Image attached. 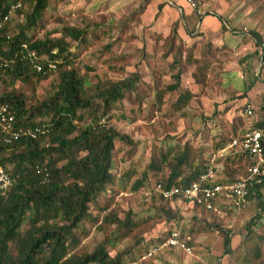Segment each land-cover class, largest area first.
<instances>
[{
  "label": "rangeland",
  "instance_id": "374dc122",
  "mask_svg": "<svg viewBox=\"0 0 264 264\" xmlns=\"http://www.w3.org/2000/svg\"><path fill=\"white\" fill-rule=\"evenodd\" d=\"M183 1L185 2V0L146 2L144 0H49V6L38 22L39 27L37 25L36 28L32 27L26 32L28 35L33 33L36 37L55 38L62 34L61 28L64 26L86 30L82 46L78 41H71L69 50L77 53L71 65L85 78L87 94L93 92L97 79L118 81L121 78H132L131 88L125 89L123 98L112 104L113 116L103 121L119 132L128 134L136 143L126 145L123 153H115L113 170L115 180L110 185L111 190L100 193L97 196L96 206L90 208V212L99 218L104 213L113 212L122 217L128 209L138 212V216L155 215L153 219L134 228L128 236L116 244V248L119 249L124 246L134 248L132 254L125 259L126 264H247L245 245L249 247L253 241L259 242L258 236L264 234V213L251 220V216L259 210L257 196L247 198L244 204L239 206L234 205L232 199L223 198L218 204L217 211L210 213L181 201H172L168 206L173 218L167 220L165 214L161 212V206L165 207V204L153 195L151 189L157 177H165L175 160V155L184 145L187 146L185 155L187 165L184 166L183 176L188 175L189 167H193L198 159L204 161L212 155H217L218 148L222 145L227 146L230 132L228 129L223 131L222 126H227L235 120L240 122V131H243L264 116V64L261 67L260 52L253 55L256 57L255 63H259V74L256 68L243 69L240 72L232 69L224 72V77L220 78L222 51L219 53V50L218 63L206 70L202 83H196L192 78L194 65H186L180 76L181 88H178L185 94L181 105L178 106L174 104L177 92L166 90L162 94L160 104L156 105L151 91L144 89L146 86L148 89L153 88L151 69L163 72L158 77L162 82L161 86L171 81L167 73L170 56L159 58L164 38L173 37L182 46H192V54L198 57L201 36L216 45L221 43L218 34L221 32L219 27L223 23L222 8L225 9L224 13L228 10L237 11V15L241 17L240 21H236L237 23L252 25V22L243 16L244 13L249 16L252 0H194L202 11L199 16L195 15L194 9L192 13L188 11L184 6L186 2ZM262 1L256 0V3L258 5L263 3L261 10L264 14ZM16 3L11 4L8 9L7 30L10 35L23 24L25 14L30 9L26 3L21 5L19 2ZM157 4H161L162 11L160 8L157 12ZM19 6L21 11L16 12ZM186 6L191 9L187 4ZM178 7L182 9V14L179 13ZM173 25L176 27L175 32L170 33ZM228 34L231 35L227 33L224 37H230ZM235 36L241 38L243 34L237 32ZM96 38L97 40L94 41ZM261 40L264 43V38ZM105 45L110 46L104 50ZM248 58L251 59V55ZM85 65L90 66L92 70L85 71ZM133 75H136L137 79L134 80ZM56 80L57 71L53 70L44 78L32 77L24 82L15 81L13 85L0 83V92L13 88L25 96H30L27 100V104H30L51 93L52 85ZM139 81L145 84L143 89L138 87ZM244 103H248L252 114L245 113V108L241 107ZM87 122L88 117L85 116L79 124ZM202 147L206 148L202 149ZM162 153H167L165 163L160 165L158 171L150 169L148 164L151 159L158 160ZM229 154L230 149L227 148L223 155H217V158L222 159V156ZM190 159H192L191 164ZM221 159L220 165L223 161ZM5 167L10 168V166ZM219 167L221 166H218V170ZM126 175L129 177L126 178ZM239 175L241 173L236 174L235 177L238 178ZM259 195L264 200V183L259 187ZM98 207L103 208L98 211ZM22 224V227L27 225L25 222ZM96 224L84 222L83 232H78L82 248L86 251L91 250L99 240L103 239L102 237L107 236L106 233L97 230ZM216 225L230 230L231 252L228 254H223V235L217 230ZM168 226H175L185 234H189V231L192 233L189 234L190 253L179 251L177 248L170 251L161 249L152 254L153 256L143 259L145 245L141 244L142 247L137 245V238L155 236ZM114 227V224L108 225L106 229L109 232ZM247 237L250 241L244 244ZM10 246V253L15 254L13 245Z\"/></svg>",
  "mask_w": 264,
  "mask_h": 264
},
{
  "label": "trees",
  "instance_id": "16d2710c",
  "mask_svg": "<svg viewBox=\"0 0 264 264\" xmlns=\"http://www.w3.org/2000/svg\"><path fill=\"white\" fill-rule=\"evenodd\" d=\"M146 1L148 0H144ZM192 1L195 5L194 12H196L195 10L199 8L195 1ZM16 2L20 5L26 3L30 9L25 14L23 24L18 26L19 28L12 35L7 30L9 20L2 22L0 56L15 58V60L10 63V66L0 68V83L13 85L15 81L24 82L32 77L44 78L53 71L46 69V62L55 64L57 80L52 85L51 93L30 104H27L30 96H25L13 88L0 92V103L7 104L14 116V128H31L41 123L49 128V131L43 135L35 138L19 137L9 143L2 141L3 132L0 129V165L15 177L12 186L0 194V264H126L125 259L132 254L134 248L124 246L119 249L116 248V244L128 236L134 228L153 219L155 215L138 216V212L128 209L122 217L113 212L104 213L99 218L90 212V208L96 206L97 196L100 193L111 190L110 185L115 180L113 171L115 153H123L126 145L136 143L128 134L119 132L111 125H106V121L99 123L100 119L106 120L113 116L111 114L112 104L123 98L125 89L131 88L132 78H121L118 81L97 79L93 92L87 94L85 78L78 74L71 65L77 53L69 50L71 41H78L80 45L84 43V31L86 30L64 26L61 28L62 34L59 37H36L33 33L28 35L26 30L36 28L42 14L49 6V0H0V17L7 14L10 5ZM250 4L253 8L250 5L249 16L260 28V30L251 31L256 46L254 53L256 54L257 50L260 51V62L263 66L264 43L261 40L264 36V14L261 10L263 3L258 5L256 0H252ZM160 8L161 4H157V12ZM15 11L20 12V6ZM175 28L173 25L170 33H174ZM200 38L198 57L192 54V46H182L173 37L163 39L159 58L170 56V61L167 62V67H169L167 73L171 81L161 86L162 82L158 77L163 72L151 69L153 88L144 87L151 91L156 105L160 104L162 94L166 90L174 91L179 88L180 76L185 69L183 67L193 64L192 78L196 83H202L206 70L218 63V49L204 37ZM22 44L34 49L38 55L46 56L41 72L31 69L28 63L19 58V49ZM109 46L105 45L104 50ZM84 69L85 71L92 70L88 65H85ZM154 74L157 76L154 77ZM133 78L135 80L137 76L133 75ZM143 85L145 84L139 81L138 87L142 88ZM181 90H177L174 98L175 106L181 105L184 99L185 93ZM247 104L244 103L241 107L246 109L249 107ZM85 116L88 117V122L80 125L79 122ZM239 123L232 120L227 126L224 125L226 127L222 126L223 131L228 129L231 133H229L230 139L227 144L232 138H240L244 132V130L240 131L241 124ZM248 128L259 130L264 157V116ZM205 148L202 147V149ZM229 149L230 154L222 156L223 161L221 157H216L217 159L212 162L213 183L231 182L237 179L236 174L241 173L237 176L240 177L247 173L249 154L238 147ZM186 154L187 146L184 145L183 149L175 155V160L165 177L158 178L156 175L157 178L153 182L182 186L193 180L199 181L197 176L205 170L209 158L204 161L198 159L191 167L192 169L189 167L188 175L183 176L184 166L187 165ZM166 156L167 153H162L158 160L151 159L148 167L158 171L160 165L165 163ZM220 159L221 165L219 164ZM191 161L192 159L189 161L190 164ZM262 163L264 168V160ZM5 166H10V168ZM218 166H221L219 170ZM128 177L129 175H126V178ZM263 183L264 175L260 176V181L252 186L253 191L248 190L245 199L238 203V206L242 205L247 198L257 196L259 210L251 216V220L264 213V200L259 195V187ZM153 195L165 204V207L161 206V212L166 216L165 219L172 220L173 215L168 206L171 201L162 199L156 193ZM189 206L208 213L212 211L197 204ZM102 208L97 209L101 211ZM24 222L27 225L22 227ZM84 222L97 223V230L107 234L89 251L82 248L81 238L78 235L79 231L83 232ZM113 224L115 227L108 232L107 226ZM216 228L223 235V254L230 253V230L219 225H216ZM172 229L177 230L179 238L184 239L186 246L190 249L189 234L192 233L189 231V234H185L175 226H168L155 236L137 238V245H145L142 255H145L150 246L162 242ZM258 237L259 242L253 241L249 247L245 245V263L247 264H264V234ZM248 241H250L249 237L246 238L244 244ZM10 244L13 245L15 254L10 253ZM163 249L170 251L174 248Z\"/></svg>",
  "mask_w": 264,
  "mask_h": 264
},
{
  "label": "built area",
  "instance_id": "2783aa9c",
  "mask_svg": "<svg viewBox=\"0 0 264 264\" xmlns=\"http://www.w3.org/2000/svg\"><path fill=\"white\" fill-rule=\"evenodd\" d=\"M186 4L193 9L194 2L192 0H185ZM18 5V3H16ZM196 14H201L202 11L196 9ZM7 14L0 17V29L2 22L7 20ZM45 55H38L34 49L26 47L25 44L21 45L19 49V58L23 59L29 64V67L36 72H41L43 69V62L45 61ZM15 58H4L0 56V68H6L10 66ZM46 69L52 71L55 69L53 62H46ZM245 113L250 115L252 111L249 107L245 110ZM103 119H100L99 123H103ZM14 116L9 107L5 103H0V129L3 132L2 141L9 143L12 140L19 137L35 138L38 135H43L49 131V128L41 123L31 128H14ZM261 135L258 129L247 128L244 130L240 138H232L226 147H222L218 150L217 155L221 156L227 148L238 147L239 149L246 151L249 154V164L247 167V173L238 177L236 180L227 183L212 182L213 168L212 162L217 155H212L204 171H201L197 179L199 181H190L186 185H162L159 182L152 184V192L159 195L162 199L169 201H181L188 205L197 204L204 206L205 209L217 211L218 204L223 198L232 199L234 205H238L240 201L245 199L248 194V190H252V186L260 181V176L264 175V168L262 162L264 160L262 153V145L260 141ZM15 182V177L11 176L0 165V194L6 192L12 184ZM210 182L209 184H206ZM173 247L181 249L186 253H190V249L186 246L185 240L180 239L177 230L172 229L166 235V237L158 245H152L149 247L145 256H150L158 252L160 249Z\"/></svg>",
  "mask_w": 264,
  "mask_h": 264
},
{
  "label": "crops",
  "instance_id": "0c3cea01",
  "mask_svg": "<svg viewBox=\"0 0 264 264\" xmlns=\"http://www.w3.org/2000/svg\"><path fill=\"white\" fill-rule=\"evenodd\" d=\"M184 6L188 9V11H190L191 13L193 12L192 9H189L186 6V3L184 4ZM178 10H179V13L182 14V9L180 7H178ZM224 10L225 9L222 8L223 23H221V26L219 27L221 32L218 34L221 43L219 45H216L213 42H211L210 40H208L219 50V53H221V51H222V55H221L222 56V64H221V71L219 74L220 78L224 77V72H226L227 70H232V69L237 71V72H240L243 69H252V68L254 69V68H256V70L258 71L257 74H259V70H260L259 69V63L258 64H256L257 62L255 63L256 57L253 56V55H255L254 50H256V46L254 44V39L251 36V31H253V30L257 31V30H260V28H258V26H256L255 22L251 18H249L247 13H244L245 15H243V16L245 17L246 20L252 22L251 26H249V24H242V23L236 22L237 20H239V21L241 20V17L239 15H237L238 14L237 11L228 10V11H226V13H224L225 12ZM161 11H162V8H161ZM195 15H196V13H195ZM196 16H198V15H196ZM230 20H231V22H230ZM241 24H242V26H241ZM237 32H241L243 34V36H241V38H237L235 36V34ZM227 33H231V35L228 34L230 37H224V34H227ZM201 37H203V36H201ZM263 38H264V36H263ZM147 40L150 42L149 39H147ZM259 52L260 51L257 50V53H259ZM249 55H251V59L248 58ZM221 73H222V75H221ZM263 84H264V81H263ZM179 88H181L180 85H179ZM176 89L178 90V88H176ZM177 90H174L173 92H177ZM235 105L238 106V104H236V103H235ZM261 118H262V116H261Z\"/></svg>",
  "mask_w": 264,
  "mask_h": 264
}]
</instances>
